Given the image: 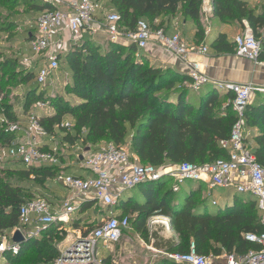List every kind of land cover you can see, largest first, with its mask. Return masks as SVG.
<instances>
[{"label": "trees", "instance_id": "16d2710c", "mask_svg": "<svg viewBox=\"0 0 264 264\" xmlns=\"http://www.w3.org/2000/svg\"><path fill=\"white\" fill-rule=\"evenodd\" d=\"M107 1L120 18L119 26L128 32L135 30L137 22L147 20L149 24L144 22L152 31L163 30L169 34L167 30L172 20L180 16L196 27L194 40L197 44L205 38L200 15L202 0ZM210 2L213 17L219 22L245 21L256 35L264 29V11L256 13L240 0ZM30 9L41 13L52 7L41 2L30 5ZM33 33L27 34V42ZM108 47L101 53L100 48L94 50L91 41L85 38L79 46L59 57L60 68L63 58L70 73V82L64 86V91L69 96H75L77 102L70 106L57 104L55 99L50 102L51 114L39 115L40 125L48 136L60 133L63 144L74 146L82 141L80 143L85 148L96 147L102 142L124 147L128 142L131 154L139 163L154 167L184 163L202 166L226 159L227 154L220 148V143L229 139L236 120L231 104L234 95L230 91L217 90L213 84H208L199 91L200 94L195 93L189 88V76L150 65L143 57L135 55L138 51L134 45L108 42ZM212 49L216 53L234 52L233 43L223 34L217 36ZM260 60L264 62V49ZM39 64H36L35 70ZM35 70L26 72L21 81L36 83ZM46 99L42 91H30L23 109L29 110L33 102H44ZM22 113L27 114L25 111ZM0 115L9 122L19 121L13 107L6 104L1 90ZM65 117L73 119L75 135L58 129ZM246 123L260 130L254 138L252 151L257 163L264 167V103L246 112ZM82 131H85L83 138ZM13 139V135L0 130V147L10 145ZM58 171L53 167L0 169V176H4L0 177V238L18 227V211L21 205L38 196L34 191L46 193L49 187L55 189L51 179ZM66 171L75 174L72 168ZM13 177L27 182L30 187L23 189L12 185L8 179ZM162 184L165 183L143 185L147 188L143 204L133 202L127 207L128 201L124 197L117 205L121 215L134 217L133 228L145 240L150 236L145 227L149 217L154 213L170 217L169 228L176 238L156 244V249L187 253L190 242H194L199 255L213 259L224 254L241 256L260 249L246 240L248 235L264 234L254 200L242 203L236 199L233 207L209 214L208 200H197L201 187L179 198L171 191L160 196ZM154 185H157L156 191L151 189ZM93 206V203L83 205L79 214L91 211ZM164 209L170 214L166 215ZM64 237V233L59 235L56 229L51 228L39 238L27 239L20 245L17 255L6 254L2 262L52 264L58 256L55 244ZM154 237L157 238L156 235ZM168 262L162 260L157 264Z\"/></svg>", "mask_w": 264, "mask_h": 264}, {"label": "built area", "instance_id": "2783aa9c", "mask_svg": "<svg viewBox=\"0 0 264 264\" xmlns=\"http://www.w3.org/2000/svg\"><path fill=\"white\" fill-rule=\"evenodd\" d=\"M52 9L39 14L33 37L27 48L33 57H38L35 81L39 87L54 85L60 71L59 57L66 53L68 43L79 46L85 39H93L103 34L112 44L134 45L138 52L146 51L152 39L170 56L182 62L188 69L189 88L198 93L208 84L217 90H228L234 95L232 109L235 123L227 141L220 143L226 152V159L216 160L205 165L181 164L178 166L154 167L139 163L134 155L123 147L102 142L96 147H88L85 152L80 142L74 146L63 144L64 148L75 149L71 163H63L59 148L54 146L55 136H48L40 125L36 112L30 111L21 122H9L0 115V127L6 134L14 136L11 144L0 147V162H15L29 168H58L51 179L53 187L62 192L61 197L52 203L37 196L21 205L18 211V227L9 235L0 238V259L20 252V245L12 242L14 232L19 231L24 240L39 238L43 232L54 228L65 237L57 246L58 256L52 264H113L98 249L107 250L120 244L131 228L128 216L118 213L117 205L127 193L143 185L172 182L171 192L181 191L186 183L205 185L209 192L230 191L240 196H250L256 202L257 210L264 212V167L257 163L246 144V112L255 94L264 97V87L255 88L252 84H219L211 82L202 71V65L191 58L205 56L208 48L195 46L178 33L166 34L163 30L152 31L144 21L136 24L133 32L119 26L120 18L108 11L102 0H40ZM65 33L76 35L75 40H63ZM235 56L254 66L264 67L260 55L264 49V29L256 35L243 21L240 33L232 39ZM65 77L63 87L68 82ZM39 110H48L49 104L37 103ZM74 124L62 121L58 129L68 133ZM72 168L75 174L66 170ZM93 203L100 208L102 215L93 229L85 232L68 229L73 217L80 213L83 205ZM217 201L211 203L216 207ZM154 216H156L154 218ZM158 217V218H157ZM165 216L154 213L148 220L152 225L159 224ZM164 221H168L164 219ZM167 223V222H165ZM67 233V235H66ZM246 240L259 246L257 251L244 255L224 254L222 262H217L196 252L194 242H190L187 253H167L165 258L174 264H264V234L248 235ZM58 244V243H57Z\"/></svg>", "mask_w": 264, "mask_h": 264}, {"label": "rangeland", "instance_id": "374dc122", "mask_svg": "<svg viewBox=\"0 0 264 264\" xmlns=\"http://www.w3.org/2000/svg\"><path fill=\"white\" fill-rule=\"evenodd\" d=\"M105 6H108L107 0H102ZM244 2L248 9L254 10L256 13L264 11V0H240ZM8 0H0V90L4 92L6 98V104H10L13 107V112L15 116L18 117L19 121L23 122L26 119L27 114L30 111H34L39 115H44V113L48 110H39L35 105L37 103L50 104L52 100L55 99V102L61 105L70 106L77 102L75 96H69L65 93L63 82L65 81L66 75H68V82H70L69 78V70L64 63V59H61V68L59 71L58 80L55 81L54 85H47L45 87H39L34 81L28 84L23 83L22 76L25 75L26 72H33L35 70L36 64H38V57H33L27 48V34L35 32V24L37 18L39 17L40 12L30 9V5L37 3L40 4V0H10L9 5ZM12 4V5H11ZM108 11L111 13H115V11L108 6ZM200 15H201V25L204 31L210 30V34H216L217 32H221L225 30L230 35V40L236 34H238L243 27V21L241 23L228 21V23L219 22L217 19L213 17V8L210 0H202L200 7ZM146 21L148 24L149 22ZM183 22V24H182ZM174 25L176 29L175 33H178L183 39L186 41L192 40V33L196 32V27L191 23L188 19H183L180 16H177L171 22V27ZM183 25V26H182ZM77 38L76 35L69 34L62 38L63 40ZM91 41L93 49L100 48V52L104 53L109 49L108 41L105 36L96 37L95 39H89ZM73 43H68L66 47V53L69 52L73 48ZM212 47V44H210ZM64 53V54H66ZM235 54V52H234ZM136 56H141L143 58H147V53L145 52H136ZM135 56V57H136ZM37 58V59H36ZM150 64V62H147ZM35 90L42 91L43 96L47 98L44 102L38 101L33 102L32 107L27 111L23 109V104L26 100V95L28 92H34ZM200 94V92L198 93ZM27 112V114L22 112ZM24 114V115H22ZM22 115V116H21ZM63 121H69V123L74 124L73 119L69 117H65ZM1 130V127H0ZM73 132V133H72ZM71 133L75 135V132ZM85 135V131H82L81 137L83 138ZM55 144L60 151V155L62 157V162L71 163L75 158V149H68V151L64 148L63 143L61 141L60 133L55 135ZM82 142V141H79ZM84 146V144H82ZM85 148V147H83ZM123 149L127 150L130 155L131 149L130 145L127 144L123 147ZM170 165H166L164 167H168ZM21 166L15 162H0V169H19ZM4 177V176H0ZM8 181L15 186H19L23 189H27L30 187L27 182H22L18 178L13 177L8 179ZM190 184L191 188L194 189L197 187V183H186ZM172 182L162 184L160 187L159 195L162 196L167 191H171ZM152 191L157 190V185H154ZM50 190H53L50 191ZM47 193V194H46ZM43 193L42 191H34V194L37 196L44 197L48 201L52 203H56L55 199L60 198L62 192L59 189H52L49 187L48 192ZM173 193V192H172ZM179 198H182L186 191H179ZM177 196V195H176ZM177 196V197H178ZM208 200L207 206L211 209H215L211 206L212 201H214L213 195L208 191L207 188L203 187L201 194L198 196L197 200ZM170 202V201H169ZM166 215H169V211L164 209ZM102 211L100 208L93 206L92 210L84 213V214H76L73 217V222L71 223L69 232L73 230H80L81 232L89 231L94 227V225L98 222L102 215ZM128 215V213L126 212ZM161 215V214H160ZM163 216V215H161ZM156 216H154L155 218ZM158 218V217H157ZM168 221H164L163 218L159 219L162 222L159 224L152 225V223L147 219L145 223V227L150 233V236L147 240L142 238L139 233H136L133 228L134 217H130L131 228L127 232L126 237L120 244L113 245L109 247L107 250H103L99 248V254L103 257H107V262L113 261V264H157V262L166 260L165 254L169 253L165 250H158L155 248V245L158 243L169 242L172 239H175L174 233L169 228L170 217H165ZM167 222V223H165ZM78 224V227L75 225ZM67 235V233H66ZM156 235L157 238L154 236ZM60 245L55 244L57 246ZM208 257V256H207ZM214 260L211 257H208ZM168 262V261H167ZM0 264H5L0 259ZM169 264V262L167 263Z\"/></svg>", "mask_w": 264, "mask_h": 264}, {"label": "crops", "instance_id": "0c3cea01", "mask_svg": "<svg viewBox=\"0 0 264 264\" xmlns=\"http://www.w3.org/2000/svg\"><path fill=\"white\" fill-rule=\"evenodd\" d=\"M183 24V22H182ZM183 26V25H182ZM177 28L170 27L167 30V33L173 34L175 33ZM205 38L201 43H196L194 40L195 32L192 33V40L189 42L195 46H205L208 48V52L205 56H193L191 59L200 63L202 65V71L211 80V82H216L219 84H252L255 88L264 87V67L254 66L252 63L235 56L234 52L232 54L226 53H216L210 44L216 40L217 36L223 34L227 36L228 40H230V35L225 30L221 32H217L216 34H210V30H206ZM241 32V31H240ZM239 32V33H240ZM69 35V33H65V36ZM237 35V34H236ZM104 36L100 34L99 37ZM98 37V36H97ZM96 38V37H95ZM93 38V39H95ZM231 38V42L232 39ZM70 40V39H69ZM147 53V58H144L146 61L150 62V65H155L160 68H169L173 71L177 72L180 75L188 76V69L186 65H184L179 60L167 54L155 41L152 39L149 48L144 51ZM40 62V61H36ZM264 103V97L260 94H255L251 99L250 105L247 108V112L250 111L251 108H256L259 105ZM196 105V102L193 103ZM260 132L257 126H249L246 127V144L250 148L251 152L254 147V138ZM198 187H205V185L197 184L194 189L191 188L190 184L185 185L182 190L187 193L195 191ZM147 188L145 186L139 187L132 192H129L125 196V200L128 201L127 207L131 206L133 202H137L139 204H143L145 197L147 195ZM214 199L217 201V206L215 209H211L207 206V211L209 214H215L217 211H223L226 208H231L235 205V200L242 201V203H247L249 200H253L250 196H240L236 195L230 191H221L214 190L211 192ZM120 214V211H118ZM133 217V216H131ZM167 217V216H165ZM164 217V219H166ZM258 217L260 219L261 224L264 226V212L259 213ZM222 257V256H221ZM221 257L215 258L214 260L217 262H222Z\"/></svg>", "mask_w": 264, "mask_h": 264}, {"label": "water", "instance_id": "95a60500", "mask_svg": "<svg viewBox=\"0 0 264 264\" xmlns=\"http://www.w3.org/2000/svg\"><path fill=\"white\" fill-rule=\"evenodd\" d=\"M87 151H89V148L85 149V152ZM11 240L15 244H22L23 242H25L24 238L22 237L19 231L14 232Z\"/></svg>", "mask_w": 264, "mask_h": 264}]
</instances>
